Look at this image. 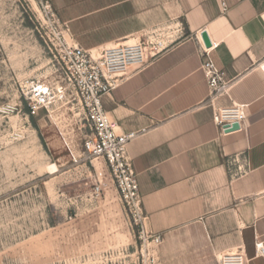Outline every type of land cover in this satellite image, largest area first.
Wrapping results in <instances>:
<instances>
[{"label":"crops","instance_id":"obj_1","mask_svg":"<svg viewBox=\"0 0 264 264\" xmlns=\"http://www.w3.org/2000/svg\"><path fill=\"white\" fill-rule=\"evenodd\" d=\"M46 1L67 40L95 54L151 42L146 64L132 67L103 106L118 132H139L127 154L146 229L162 237L155 264H218L233 252L264 264L256 250L264 241V0ZM207 60L231 81L213 103ZM233 103L246 105V126L221 131L214 108ZM235 155L249 162L238 176Z\"/></svg>","mask_w":264,"mask_h":264},{"label":"rangeland","instance_id":"obj_2","mask_svg":"<svg viewBox=\"0 0 264 264\" xmlns=\"http://www.w3.org/2000/svg\"><path fill=\"white\" fill-rule=\"evenodd\" d=\"M46 5L0 0V264H137L138 227L105 162L84 151L77 102L28 116L33 85L63 83Z\"/></svg>","mask_w":264,"mask_h":264},{"label":"built area","instance_id":"obj_3","mask_svg":"<svg viewBox=\"0 0 264 264\" xmlns=\"http://www.w3.org/2000/svg\"><path fill=\"white\" fill-rule=\"evenodd\" d=\"M47 7H50L49 3ZM226 8V2L222 1V9L225 11ZM50 20L56 30L53 53L61 70L63 83L55 89L46 83L33 85L27 99L28 116H37L42 110L51 115V106L55 101L71 98L77 102L80 114L83 115L84 127L89 130L84 139V151L88 158L102 159L105 162L112 181L121 198L129 206L138 227L141 247L138 256L140 261L137 264H155L153 251L161 243L162 237L146 229L137 173L127 154L128 144L139 132H118L103 106L104 96L122 83L132 67L140 69L146 64L147 47L151 42L119 44L104 48L95 54L67 40L54 12L51 13ZM154 45L156 55L161 44ZM260 67L264 71V61L260 63ZM202 70L209 86V100L213 103L216 97L229 91L231 81L225 78V72L217 68L212 60L205 61ZM213 118L221 131L226 132V129L235 123H238L239 130H242L247 121L246 105L233 103L216 107ZM229 164H236L234 170L230 168L231 174L235 176L245 173L249 168L248 159L239 158L238 155L231 157ZM256 250L259 255L264 256V241L256 243ZM218 262L246 264L241 253L227 254Z\"/></svg>","mask_w":264,"mask_h":264},{"label":"water","instance_id":"obj_4","mask_svg":"<svg viewBox=\"0 0 264 264\" xmlns=\"http://www.w3.org/2000/svg\"><path fill=\"white\" fill-rule=\"evenodd\" d=\"M202 37H203V40L205 42V45L209 47L211 45V42H210V39H209L207 33L203 32L202 33ZM239 129H240V125L238 123H235V124H233L232 127L227 128L226 132H232V131H236V130H239Z\"/></svg>","mask_w":264,"mask_h":264},{"label":"bare ground","instance_id":"obj_5","mask_svg":"<svg viewBox=\"0 0 264 264\" xmlns=\"http://www.w3.org/2000/svg\"><path fill=\"white\" fill-rule=\"evenodd\" d=\"M49 130H50V128H49ZM48 136V135H47ZM50 136V135H49ZM232 255H234V254H236L235 252H233V253H231Z\"/></svg>","mask_w":264,"mask_h":264}]
</instances>
